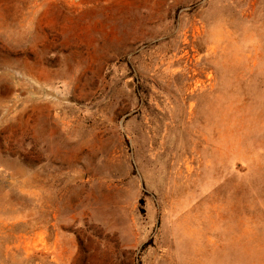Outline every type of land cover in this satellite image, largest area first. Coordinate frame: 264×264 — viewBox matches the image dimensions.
I'll list each match as a JSON object with an SVG mask.
<instances>
[{"label":"rangeland","instance_id":"1","mask_svg":"<svg viewBox=\"0 0 264 264\" xmlns=\"http://www.w3.org/2000/svg\"><path fill=\"white\" fill-rule=\"evenodd\" d=\"M0 264H264V0H0Z\"/></svg>","mask_w":264,"mask_h":264}]
</instances>
